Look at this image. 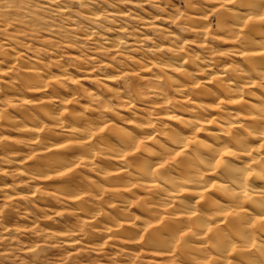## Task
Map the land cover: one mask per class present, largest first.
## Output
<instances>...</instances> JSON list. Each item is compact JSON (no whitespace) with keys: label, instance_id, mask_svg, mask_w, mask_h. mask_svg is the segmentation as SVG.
I'll return each mask as SVG.
<instances>
[{"label":"bare ground","instance_id":"bare-ground-1","mask_svg":"<svg viewBox=\"0 0 264 264\" xmlns=\"http://www.w3.org/2000/svg\"><path fill=\"white\" fill-rule=\"evenodd\" d=\"M200 1L216 14V32L227 38L221 40L242 64H222L213 72L214 61L190 60L182 54V41L170 36L180 47L171 54L174 68L168 67L196 93L182 96L189 108L174 104L165 109L159 106L170 100L156 89V122L134 115V125L122 128L94 118V109L90 116L79 114L50 87L61 82L46 69L28 65L15 74L28 95L42 97L41 105L32 104L40 118L24 111L11 118L1 108L0 127L11 123L31 141L36 154L18 162L30 178L38 184L62 179L56 192L76 208L68 217L80 214L85 227L62 233L59 238L67 245L119 243L161 263L264 264V0ZM199 13L188 19L196 25L193 34L202 37L209 26ZM200 43L204 47L205 41ZM1 58L10 59L7 53ZM19 59L15 54L8 73L0 69V81L13 73ZM168 81L175 95L184 94L186 87ZM140 90L134 85V102L125 99L123 105L134 109L143 98ZM90 92L84 96L93 98ZM24 98L19 102L29 104ZM33 194L18 193L17 198L31 202ZM134 205L142 217L130 216Z\"/></svg>","mask_w":264,"mask_h":264},{"label":"rangeland","instance_id":"rangeland-1","mask_svg":"<svg viewBox=\"0 0 264 264\" xmlns=\"http://www.w3.org/2000/svg\"><path fill=\"white\" fill-rule=\"evenodd\" d=\"M199 1L56 0L53 4L49 0H0V69L7 72L15 54L20 58V63L13 64L14 74L1 78L0 109L11 118L24 112L40 118L39 108L34 110L32 104L39 105L42 97L28 95L15 79L19 70L28 67L46 69L48 76H56L61 84L50 87L61 93L64 100L68 99L70 109L87 116L94 109V118L111 120L118 127L131 128L134 115L156 122L159 107L166 109L176 104L189 108V103L181 102L182 96L193 98L196 90L183 75L168 67L175 66L171 54L178 47L184 44L182 54L190 60L204 58L209 64L214 61L213 72L221 70L222 64H236L237 68L242 64L241 59L230 54V45L222 41L227 38L216 32V14H211V7ZM195 12L206 16L209 28L204 31L205 36L193 34L196 25L188 18ZM173 35L182 41L180 46L170 40ZM200 41H205L204 47ZM115 44L118 46L112 47ZM161 45L162 50L155 49ZM1 53H7L10 59L2 60ZM191 69L188 70L193 72ZM169 79L186 87H183L184 94L175 95ZM134 85L141 89L143 98L142 102L134 103V109H129L123 101L134 102ZM156 89L162 90L170 100L162 107L153 97ZM90 91L95 98L85 97ZM119 95L122 99L117 98ZM20 97L30 103L19 102ZM84 111L88 112L84 114ZM14 129L7 122L0 127V264H177L175 261L154 262L148 255L140 256L134 248L119 243L100 246L102 243L98 241L94 245H67L59 236L84 231L83 218L80 214L68 217L76 208L56 192L62 184L61 178L38 184L29 177L25 167L22 169V163H18L21 158L36 153L35 148L29 146L31 141ZM82 174L97 181L87 171ZM18 193H34V197L26 202L17 198ZM50 197L52 200L47 203ZM89 203L97 202L90 200ZM99 206L104 212H110L102 204ZM139 212L134 205L129 214L142 217ZM100 249L102 254H99Z\"/></svg>","mask_w":264,"mask_h":264}]
</instances>
